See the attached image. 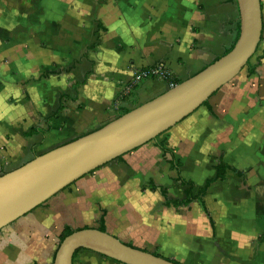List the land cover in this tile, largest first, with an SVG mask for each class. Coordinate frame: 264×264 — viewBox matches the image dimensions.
<instances>
[{"label": "crops", "instance_id": "0c3cea01", "mask_svg": "<svg viewBox=\"0 0 264 264\" xmlns=\"http://www.w3.org/2000/svg\"><path fill=\"white\" fill-rule=\"evenodd\" d=\"M260 11L236 77L0 229V264H51L64 231L101 216L122 243L179 264H264V0ZM238 31L236 0H0V175L195 75ZM157 64L170 80L132 83ZM72 264L122 263L80 249Z\"/></svg>", "mask_w": 264, "mask_h": 264}, {"label": "water", "instance_id": "95a60500", "mask_svg": "<svg viewBox=\"0 0 264 264\" xmlns=\"http://www.w3.org/2000/svg\"><path fill=\"white\" fill-rule=\"evenodd\" d=\"M239 33L232 48L210 65L154 99L100 128L50 149L0 175V229L82 176L154 139L231 81L254 54L261 35L260 0H236ZM86 249L122 264H175L128 246L105 231L80 229L57 245L51 264H72Z\"/></svg>", "mask_w": 264, "mask_h": 264}, {"label": "built area", "instance_id": "2783aa9c", "mask_svg": "<svg viewBox=\"0 0 264 264\" xmlns=\"http://www.w3.org/2000/svg\"><path fill=\"white\" fill-rule=\"evenodd\" d=\"M144 79H171V73L164 64H157L152 67H147L136 71L132 76V83L140 82Z\"/></svg>", "mask_w": 264, "mask_h": 264}, {"label": "trees", "instance_id": "16d2710c", "mask_svg": "<svg viewBox=\"0 0 264 264\" xmlns=\"http://www.w3.org/2000/svg\"><path fill=\"white\" fill-rule=\"evenodd\" d=\"M238 33H239V31H238ZM237 37H238V34H237ZM237 39V38H236ZM232 48V47H231ZM230 48V49H231ZM229 49V50H230ZM228 50V51H229ZM247 64H248V62H247ZM247 64L245 65V66H247ZM251 71H253V69H251L250 70V72ZM55 73H57V72H55V71H48V72H44V73H42L39 77H38V79H41V78H47L49 75H51V74H55ZM179 82L178 81H175V80H172L171 81V84H172V86H174V85H176V84H178ZM205 102V101H204ZM203 102V103H204ZM202 103V104H203ZM124 113H126V112H122L120 115H122V114H124ZM48 130H50V127H48L47 129H46V131H48ZM35 131L36 130H30L29 132H28V135H32V134H34L35 133ZM46 131H44V132H46ZM118 158V157H117ZM116 159V158H115ZM225 169H222V172H218V176H219V178H222L223 177V171H224ZM74 183V182H73ZM185 201H187V199L185 200ZM181 202H183V201H180V203ZM98 230H100V231H104V228H103V219H102V216L100 217V220H99V225H98ZM71 233V231L70 230H66V231H64V233L61 235V237H60V240H59V242L65 237V236H67L68 234H70ZM260 240H262V241H264V233L260 236ZM80 250V249H79ZM79 250H77V251H79ZM76 251V252H77ZM75 252V253H76ZM74 253V254H75ZM155 255V254H154ZM53 256H54V254H53ZM53 256H52V259H53ZM74 256V255H73ZM173 263H175V264H179L178 262H175V261H172ZM120 263V262H119Z\"/></svg>", "mask_w": 264, "mask_h": 264}, {"label": "rangeland", "instance_id": "374dc122", "mask_svg": "<svg viewBox=\"0 0 264 264\" xmlns=\"http://www.w3.org/2000/svg\"><path fill=\"white\" fill-rule=\"evenodd\" d=\"M242 69H243V68H242ZM239 73H240V72H239ZM18 219H19V218H18ZM15 221H16V220H15ZM40 230H42L41 227H40V229H39L38 231H40Z\"/></svg>", "mask_w": 264, "mask_h": 264}]
</instances>
